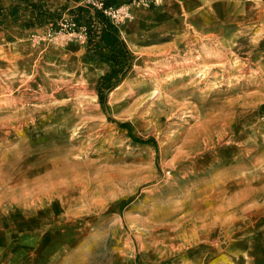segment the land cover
<instances>
[{
  "label": "rangeland",
  "instance_id": "rangeland-1",
  "mask_svg": "<svg viewBox=\"0 0 264 264\" xmlns=\"http://www.w3.org/2000/svg\"><path fill=\"white\" fill-rule=\"evenodd\" d=\"M119 1L103 107L101 0H0V264H264V0Z\"/></svg>",
  "mask_w": 264,
  "mask_h": 264
},
{
  "label": "trees",
  "instance_id": "trees-1",
  "mask_svg": "<svg viewBox=\"0 0 264 264\" xmlns=\"http://www.w3.org/2000/svg\"><path fill=\"white\" fill-rule=\"evenodd\" d=\"M74 1L79 3L82 0ZM120 6L119 0H106L105 2V8ZM76 13L79 25L88 29L90 45L87 53L88 62L101 63L109 67L108 72L98 83L100 101L105 107L109 94L121 86L133 68L134 58L121 37L120 29L108 19L104 11L93 10L92 7H78ZM122 127L129 132L131 130L129 124ZM261 252L264 257V247Z\"/></svg>",
  "mask_w": 264,
  "mask_h": 264
},
{
  "label": "built area",
  "instance_id": "built-area-1",
  "mask_svg": "<svg viewBox=\"0 0 264 264\" xmlns=\"http://www.w3.org/2000/svg\"><path fill=\"white\" fill-rule=\"evenodd\" d=\"M105 2L106 0H101V3H98V5H95L96 8L100 11H104V14L108 17V19L116 26L120 25L123 21H127L132 19V14L130 12V7H109L105 8ZM74 28H78L77 25H74ZM75 30V29H74ZM84 30V29H83ZM75 33V31H74ZM72 34V33H71ZM83 34V32L81 33ZM84 37V36H83Z\"/></svg>",
  "mask_w": 264,
  "mask_h": 264
},
{
  "label": "bare ground",
  "instance_id": "bare-ground-1",
  "mask_svg": "<svg viewBox=\"0 0 264 264\" xmlns=\"http://www.w3.org/2000/svg\"><path fill=\"white\" fill-rule=\"evenodd\" d=\"M257 7H258V6H257ZM263 12H264V11H263ZM258 14H259V13H258ZM261 15H262V13H261ZM259 17H260V16H259ZM260 28H261V27H260ZM222 29H223V28H222ZM261 29H262V28H261ZM193 31H195V30H193ZM223 31H224V30H223ZM246 34H247V33H246ZM194 35H195V33H194ZM224 35H225V34H224ZM230 35H231V34H230ZM202 36H203V35H202ZM214 37H215V36H214ZM216 38H217V37H216ZM199 39H200V37H199ZM228 41H229V39H228ZM229 42H230V41H229ZM224 43H225V40H224ZM220 44H221V43H220ZM192 45H193V44H192ZM198 45H199V44H198ZM228 45H229V44H228ZM225 46H227V45H225ZM225 51H226V50H225ZM197 52H198V51H197ZM187 54H188V53H187ZM185 55H186V54H185ZM196 57H198V56H196ZM196 57H195V58H196ZM219 58H220V57H219ZM227 59H228V58H227ZM181 61H182V60H181ZM184 61H185V60H183V62H184ZM228 62H229V61H228ZM233 62H234V61H233ZM186 63H187V62H186ZM186 63H184L185 66H186ZM188 63H190V62H188ZM181 64H182V63H181ZM234 64H236V63H234ZM178 65H179V64H178ZM187 65H188V64H187ZM195 65H196V64H195ZM214 65H215V64H214ZM199 66H200V65H199ZM216 66H218V64H217ZM219 66H220V65H219ZM230 66H231V65H230ZM242 66H243V65H242ZM245 66H246V65H245ZM179 67H180V66H179ZM187 67H188V66H187ZM190 67H191V66H190ZM210 67H211V66H210ZM212 67H213V65H212ZM226 67H227V66H226ZM194 68H195V67H194ZM224 68H225V67H224ZM230 68H231V67H230ZM245 68H246V67H245ZM207 69H209V68H207ZM225 69H226V68H225ZM209 70H210V69H209ZM209 70H208V71H209ZM207 73H208V72H206V74H207ZM213 73H214V72H213ZM226 73H227V72H226ZM244 74H245V71H244ZM210 76H211V75H210ZM210 76H209V77H210ZM215 76H216V75H215ZM243 77H245V76L243 75ZM60 78H61V77H60ZM229 80H230V79H229ZM191 81H192V80H191ZM244 81H245V79H244ZM7 88H8V87H7ZM26 91H27V90H26ZM222 95H223V94H222ZM27 96H28V95H27ZM36 100H37V99H36ZM39 100H40V99H39ZM174 101H175V100H174ZM167 104H168V103H167ZM49 125H50V124H49ZM13 135H14V134H13ZM75 142H76V141H75ZM181 154H182V153H181ZM176 156H177V155H176ZM176 156H175V157H176ZM173 159H174V158H173ZM172 162H173V160H172ZM172 162H171V163H172ZM172 165H173V164H172ZM176 186H177V185H176ZM169 188H172V187H169ZM169 188H168V189H169ZM213 190H214V189H213ZM240 194H241V192H240ZM237 195H238V194H237ZM237 195H236V196H237ZM239 196H240V195H239ZM215 197H216V196H215ZM217 198H219V197H217ZM217 198H216V199H217ZM214 199H215V198H214ZM239 199H240V197H239ZM239 199H238V200H239ZM211 200H212V199H211ZM238 200H237V201H238ZM161 203H162V202H161ZM164 203H165V202H164ZM167 204H168V203H167ZM222 207H223V206H222ZM218 208H220V207H218ZM204 209H205V208H204ZM222 209H223V208H222ZM220 210H221V209H220ZM224 217H225V216H224ZM215 218H216V217H215ZM220 219H221V218H220ZM220 219H219V220H220ZM217 220H218V219H217ZM223 220H224V219H223ZM232 220H234V219H232ZM232 220H231V221H232ZM235 220H236V219H235ZM202 221H203V220H202ZM221 222H222V221H221ZM221 222H220V224H223V223H221ZM215 223H216V219H215L214 224H215ZM232 223H233V222H232ZM225 224H226V222H225ZM202 225H204V224H202ZM202 225H201V228L203 229ZM205 225H206V224H205ZM205 227H206V226H205ZM209 227H210V226H209ZM201 228H200V229H201Z\"/></svg>",
  "mask_w": 264,
  "mask_h": 264
},
{
  "label": "crops",
  "instance_id": "crops-1",
  "mask_svg": "<svg viewBox=\"0 0 264 264\" xmlns=\"http://www.w3.org/2000/svg\"><path fill=\"white\" fill-rule=\"evenodd\" d=\"M2 4H5L7 2V0H1ZM6 5V4H5Z\"/></svg>",
  "mask_w": 264,
  "mask_h": 264
}]
</instances>
